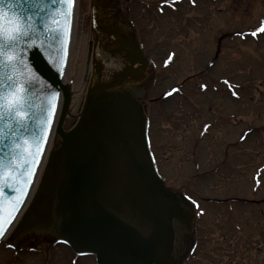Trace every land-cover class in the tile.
Masks as SVG:
<instances>
[{"label": "rangeland", "instance_id": "rangeland-1", "mask_svg": "<svg viewBox=\"0 0 264 264\" xmlns=\"http://www.w3.org/2000/svg\"><path fill=\"white\" fill-rule=\"evenodd\" d=\"M101 2L114 19L135 26L156 60L154 82L141 98L153 119L157 165L174 191L184 188L196 201L187 230L169 219L170 248L151 264H264V33L242 32L264 25V0ZM91 5L77 0L70 65L84 34L92 58ZM171 50L172 61L162 65ZM182 83L180 94L155 104L157 95ZM74 121L65 119L63 127ZM203 124L209 126L201 131ZM50 221L32 215L1 241L0 264H95L93 256L76 258L68 246H54L50 240L58 234L41 227Z\"/></svg>", "mask_w": 264, "mask_h": 264}, {"label": "water", "instance_id": "water-1", "mask_svg": "<svg viewBox=\"0 0 264 264\" xmlns=\"http://www.w3.org/2000/svg\"><path fill=\"white\" fill-rule=\"evenodd\" d=\"M41 2L54 7L51 0ZM20 10L22 15L36 19V31L25 39L43 44L24 52L25 63L37 74L28 85L33 119L28 121L24 136L43 137L46 132L49 138L57 121L55 132L60 138L58 146L47 155L40 185L20 226L29 223L32 215H55L61 237L75 251L94 253L98 264L162 261L170 248L169 219L172 216L176 220L185 219L187 213H183L177 197L162 184L152 167L142 106L122 85L146 74V59L138 45L124 37L117 40L118 46L109 49V41L114 43L118 33L114 27H109L112 33L108 34L98 26L95 19L98 11L93 6L91 14L97 40L91 76L77 120L64 130L61 124L70 100L63 81L67 60L63 64L58 60L55 42L44 31L36 16L37 9L31 8L29 0H24ZM61 67L63 71H57ZM0 71L7 74L9 70ZM51 92L59 93L56 99L51 98ZM52 104L56 109L49 129L44 124L45 109H50ZM59 105L61 111L57 116ZM10 144L11 139L0 142V158L7 160ZM46 145L47 142L44 151ZM40 163L34 165V178ZM5 193L12 196L13 190L6 188ZM142 229L150 236L142 235Z\"/></svg>", "mask_w": 264, "mask_h": 264}, {"label": "snow or ice", "instance_id": "snow-or-ice-1", "mask_svg": "<svg viewBox=\"0 0 264 264\" xmlns=\"http://www.w3.org/2000/svg\"><path fill=\"white\" fill-rule=\"evenodd\" d=\"M75 2L76 0H51V6L54 7H50L41 0H29L31 8L37 9L36 16L44 31L55 42L57 58L61 64L69 55ZM23 3L24 0H0V70H9L7 74L0 71V142L11 139L7 160L0 158V240L9 233L19 206L25 202L28 189L33 184L36 170L34 165H39V158L44 151L43 145L48 138L46 132L43 137L29 139L24 136L28 131V121L33 119L28 85L37 78L31 66L25 63L24 52L34 46L43 47V44L36 45L34 40L25 39L36 31V19L32 15L21 14L20 6ZM257 31L264 33V25ZM251 35L256 36L257 32H252ZM21 44H24L23 48ZM57 71L62 72L63 67ZM224 83L227 84L228 81ZM206 87L201 85L202 90ZM177 91L178 89H172L166 95L171 96ZM58 95L59 93L51 92L53 100ZM232 95L238 98L235 91ZM55 109V104L50 109H45L44 124L49 129ZM207 127L205 125V130ZM6 188L13 190L12 196H7ZM6 246L9 249L15 247L11 243Z\"/></svg>", "mask_w": 264, "mask_h": 264}, {"label": "bare ground", "instance_id": "bare-ground-1", "mask_svg": "<svg viewBox=\"0 0 264 264\" xmlns=\"http://www.w3.org/2000/svg\"><path fill=\"white\" fill-rule=\"evenodd\" d=\"M119 35L123 36L122 32H118ZM90 39L87 34H84L83 37L80 39L79 42V49L76 53V59H74L73 65H70L69 63L71 62V57H69V62L67 64L66 68V75H65V82L67 84L70 100L68 105L65 108V118L67 121H70L73 119L77 113L78 109L81 105V102L85 96L87 84H88V76L90 72V67H91V60L89 57V47L88 45L90 44ZM75 58V57H74ZM61 107V106H60ZM59 107V110L57 111V114L61 111V108ZM57 121L53 124V127L51 129L47 145L43 154V157L41 159L40 166L38 168L35 180L33 182V185L31 187L30 193L26 199L25 204L22 207L21 212L18 214V216L15 218L13 226H11L9 235L14 232L16 229L17 225L20 223V220L23 218L24 213L26 212L27 208L31 204L32 198L34 196V192L38 188L41 182V178L44 172V165L45 161L47 158V155L51 149L54 148V144L57 141V133L55 132V127H56ZM149 232H144V229L141 230V234L146 237V235ZM6 235V236H7ZM150 236V233H149ZM157 250V247L155 248Z\"/></svg>", "mask_w": 264, "mask_h": 264}, {"label": "flooded vegetation", "instance_id": "flooded-vegetation-1", "mask_svg": "<svg viewBox=\"0 0 264 264\" xmlns=\"http://www.w3.org/2000/svg\"><path fill=\"white\" fill-rule=\"evenodd\" d=\"M100 11H101V14H102L101 20H105L106 21V20L110 19L112 21L114 19L112 11H109L108 13H107V11H103L102 9Z\"/></svg>", "mask_w": 264, "mask_h": 264}]
</instances>
